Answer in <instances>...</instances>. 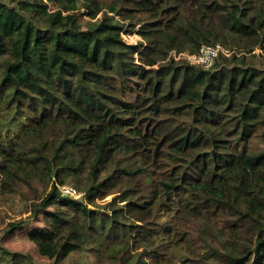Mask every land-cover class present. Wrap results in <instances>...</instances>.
<instances>
[{
    "label": "trees",
    "instance_id": "obj_1",
    "mask_svg": "<svg viewBox=\"0 0 264 264\" xmlns=\"http://www.w3.org/2000/svg\"><path fill=\"white\" fill-rule=\"evenodd\" d=\"M8 196L45 264H264V0H0Z\"/></svg>",
    "mask_w": 264,
    "mask_h": 264
},
{
    "label": "rangeland",
    "instance_id": "obj_2",
    "mask_svg": "<svg viewBox=\"0 0 264 264\" xmlns=\"http://www.w3.org/2000/svg\"><path fill=\"white\" fill-rule=\"evenodd\" d=\"M1 1L7 3L10 6H14L17 0H1ZM121 37L125 41V43L131 45H134L140 41V38L137 36L135 32L124 33L121 35ZM254 52L260 54L262 51L255 50ZM185 55L186 54L174 56L172 54L174 60H184L189 64L195 65L192 62L188 61L185 58ZM259 62H261V59H259ZM65 184L68 186H72L76 189V187L72 185L70 182H67ZM36 188L38 190L40 198L44 197L49 192L48 187L43 188L39 184L36 185ZM109 199L110 197L98 201L97 203L98 205H101L104 202L108 201ZM25 209H26L25 202L22 201L21 198L17 196H8V198H5L4 200L0 201V243L11 251L27 253L37 263L45 264L47 263V260L38 255L35 247L27 239V236L30 233H33L36 229L41 227L42 225L41 221L34 222L31 226H29L27 229L21 232H15L12 235L3 237L4 229L8 222L27 216V213H25ZM168 264H181V261L178 259H173L172 262Z\"/></svg>",
    "mask_w": 264,
    "mask_h": 264
},
{
    "label": "built area",
    "instance_id": "obj_3",
    "mask_svg": "<svg viewBox=\"0 0 264 264\" xmlns=\"http://www.w3.org/2000/svg\"><path fill=\"white\" fill-rule=\"evenodd\" d=\"M230 50L223 46H201L195 55H185V58L195 65L200 66L204 70H209L220 55L229 56ZM60 194L64 197L78 200L81 194L72 186L63 184L59 186Z\"/></svg>",
    "mask_w": 264,
    "mask_h": 264
}]
</instances>
